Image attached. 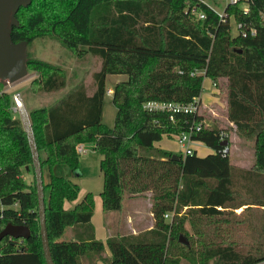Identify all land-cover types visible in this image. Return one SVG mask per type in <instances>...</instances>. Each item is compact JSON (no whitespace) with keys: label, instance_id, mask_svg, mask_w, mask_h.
<instances>
[{"label":"trees","instance_id":"trees-1","mask_svg":"<svg viewBox=\"0 0 264 264\" xmlns=\"http://www.w3.org/2000/svg\"><path fill=\"white\" fill-rule=\"evenodd\" d=\"M244 1L226 5L224 19L207 0H32L20 8L19 25L12 30L15 43L56 36L75 56L90 54L100 61L92 92L81 83L60 103L29 112L39 151L47 154L41 158L43 172L46 166L50 171L44 188L55 264H85L90 254L102 255L106 244L110 264H184V259L188 264L211 259L213 264H264V0H250L248 12ZM193 8L206 17L198 18ZM231 18L256 34L233 35ZM26 60L28 71L38 73L32 91L67 85L64 67L35 56ZM110 74L127 75L113 91V127L102 119ZM206 77L215 84L226 81L228 119L238 136L254 140L252 167L233 163L221 144L228 139L231 145L229 137L223 140V130L207 125L201 111L171 118L144 107L149 100L192 102L201 97ZM2 88L0 82V202L6 206L0 210V232L9 223L26 224L31 235L4 237L0 264H47L37 188L24 178L28 166L33 171L31 148ZM196 122L203 127L193 138L213 149L207 155L179 154L176 160L174 153L155 146ZM88 142L102 156L104 210H120L126 194L151 193L153 229L104 243L91 221L92 192L73 209L65 208L66 201L78 198L80 186L53 167L79 170L77 146ZM69 229L73 239L62 240ZM235 230L245 235L236 239Z\"/></svg>","mask_w":264,"mask_h":264},{"label":"rangeland","instance_id":"rangeland-1","mask_svg":"<svg viewBox=\"0 0 264 264\" xmlns=\"http://www.w3.org/2000/svg\"><path fill=\"white\" fill-rule=\"evenodd\" d=\"M207 2L215 8L217 11H222L227 2L223 0H207ZM231 33L233 35L238 34L237 24L234 18H231ZM54 43V47L51 48L49 43ZM60 53L63 51L64 55L59 57ZM37 56L40 59H44L50 62H57L60 65H63L66 70L67 81L70 84H75L78 81V76L75 75L77 70L80 69L81 72H87V74L82 75V79H88L90 72L97 69L99 67V59L90 54L84 56L83 58H79L72 54L70 50L62 45V42L56 36H45L41 38L35 39L30 45L27 47V58ZM86 70V71H85ZM38 77V73L29 70V75L26 79L21 80L20 82L5 86L2 84L3 88L6 89L10 97V106L9 110L11 111L13 118H18L21 120L20 113L15 110L16 103L14 96L17 93H20L25 100L26 107L29 112L36 109V107L47 105L48 102H43V98L47 95L45 94H30L31 84ZM108 79L106 82V89H109L113 86L114 79L118 81L127 79L126 74H110L108 75ZM218 84H215L210 78L206 77L204 79V90L201 94L202 104L200 107L201 112H205V119L208 123L212 120H219L223 125H225L227 119V101H226V81H218ZM218 85V86H217ZM32 91V90H31ZM214 91H216L217 99L214 97ZM38 93V92H36ZM113 94L109 90H107L104 99V107H103V122L108 126L113 127L116 120V106L112 101ZM22 121V120H21ZM24 126V125H23ZM229 131V130H227ZM40 134V133H39ZM229 139L231 141L230 146V156L232 161L237 166H245L252 167L255 161L254 155V140L247 139L241 136H235L234 134L229 133ZM228 140V139H227ZM163 144L171 150L174 154H181L180 147L176 141V138H171L165 136L163 138ZM88 148V153L79 156V169L83 171L84 175L78 174V171H72V169L66 164H60V166L56 169V173L58 175H63L76 183L81 187V196L85 190L92 192L95 196H100L101 192L104 188V178L103 174L100 170V160L102 158L101 154L98 150L95 149L94 142L85 143ZM196 146H198L196 144ZM213 149L208 147L207 145H203L200 149H198V154L204 155L205 153L212 152ZM40 155L42 160H45L47 154L44 149L40 150ZM33 172V171H32ZM31 172V173H32ZM25 173H29L25 171ZM50 171L48 166L44 167V182L45 185L49 182ZM25 179L28 183L35 185L34 174L32 173L30 177H26ZM87 193V192H86ZM85 194H83L84 196ZM82 196V197H83ZM82 200V199H81ZM73 201H67L66 207L68 208L72 205ZM69 209V208H68ZM259 215V214H257ZM171 218V216L167 217V219ZM189 238L193 237V230L189 231ZM233 235L236 239L242 238L245 235V232L235 230L233 231ZM71 233L67 231L62 240H70ZM240 236V237H239ZM184 264H188V262L184 259ZM209 264H213V259L209 261Z\"/></svg>","mask_w":264,"mask_h":264},{"label":"crops","instance_id":"crops-1","mask_svg":"<svg viewBox=\"0 0 264 264\" xmlns=\"http://www.w3.org/2000/svg\"><path fill=\"white\" fill-rule=\"evenodd\" d=\"M49 44H50L51 48L54 47V45H55L54 43L52 44L51 42ZM62 45L64 47H66L64 44H62ZM57 52L60 54L59 57L66 56V55H64L63 51L61 53L59 51H57ZM35 57H37V56H35ZM48 62H50V61H48ZM57 62H59V61L55 60L54 62H50V63L60 65ZM60 66L64 67L63 65H60ZM97 69L90 72L89 78L84 79V80L82 79V75H84V73L86 75L87 72H81V70L78 69L76 74H75L79 78L77 83L70 84L69 81H67V85L64 88L56 90V91L36 93V92L30 90V94H42V95L45 94V95H47L43 98V102H45V101L48 102L47 105L39 106L36 108L54 106V105L60 103L62 98L70 90H72L75 86H77L81 83H84L85 85L90 86L91 90H89V92H92V90H93L92 74ZM108 78L109 77L107 76V79ZM107 79H106V82H107ZM120 81H123V80H120ZM120 81H118V79L117 80L114 79L113 86L107 90H109L113 94L116 83H118ZM214 97L217 99L216 91H214ZM23 100H24V97H23ZM201 100H202V98H201ZM24 102H25V100H24ZM202 113L204 114L205 112H202ZM204 116H205V114H204ZM227 119H228V114H227ZM204 122L207 125H209L210 127L220 128L221 130H223L226 137L229 136V133L234 134L236 137L238 136L236 134V125L234 124V122H232L229 119L226 120V122H224V123H226L225 125H223L219 120H212V121H210V123H208L207 120L205 119ZM227 130H229V131H227ZM162 140L156 142L155 146L158 148H162V149H166L168 151H171L170 149H168L163 144ZM200 143L201 144H199L197 146L198 149H200L201 147H203V145H205L203 142H200ZM197 153H198V151H197ZM207 154L208 153H205L204 155H200V154H198V155L199 156H205ZM59 166H60V164H56L53 167V171L55 172ZM241 167H245V166H241ZM26 171L29 173H27V174L24 173L25 179H27L26 177H30L31 174L33 173L31 169L30 170L26 169ZM78 174L84 175L83 171L80 169L78 171ZM86 192L88 193L89 191L85 190L83 192V194H86ZM80 193H81V187H80V192H79L78 198L76 200H73L72 205H70L68 207L69 209H73L76 206V204L79 203L81 201V199L85 196V195L83 196V194H82V196H83L82 197ZM94 197H95V208H94V213H93L91 221H92L94 228H95L96 237L99 240H102L104 243H107L108 238L113 237V236L120 237V236L129 235V234H139L141 232L151 230L155 227L156 220L154 217V213L152 211L151 193H146L144 195H138V196H133V197H130L129 195L126 194L125 197L123 198L122 208L120 210H117V211H106V210H104L103 200H102L101 195L100 196L94 195ZM66 202H65V208H67ZM242 209L243 208L237 209V212H241ZM171 215L172 214H168V216H166V217H169ZM68 231H70V233H71L70 239H73L74 235H73L72 229L71 230L69 229ZM111 255H112L111 249L106 244L105 249L102 252V255L90 254V256H87L84 258V261H85V264H110L109 259H110Z\"/></svg>","mask_w":264,"mask_h":264},{"label":"water","instance_id":"water-1","mask_svg":"<svg viewBox=\"0 0 264 264\" xmlns=\"http://www.w3.org/2000/svg\"><path fill=\"white\" fill-rule=\"evenodd\" d=\"M32 0H0V82L5 86L11 85L28 77L27 68V41L15 43L12 39V30L14 26L19 25L17 13L21 7H27ZM16 107L20 113L24 129L27 133L29 145L32 152L33 172L36 180L37 196H38V215L40 222V236L42 239L43 250L47 264H55L47 228L46 216V198L44 188V172L41 162L40 151L36 142L34 128L30 113L26 107L23 97L20 93L14 96ZM228 140L221 144L227 145ZM173 158L180 159L178 154H174ZM30 166L27 167V170ZM31 230L26 224L9 223L0 232V241L6 237L28 238ZM181 242L188 243V240L181 235Z\"/></svg>","mask_w":264,"mask_h":264},{"label":"built area","instance_id":"built-area-1","mask_svg":"<svg viewBox=\"0 0 264 264\" xmlns=\"http://www.w3.org/2000/svg\"><path fill=\"white\" fill-rule=\"evenodd\" d=\"M223 1L227 2V5H228V4H237L241 0H223ZM249 1L250 0L244 1L243 8L245 12H248L249 10ZM192 11L200 19H204L206 17L205 13L202 11H199L197 8H193ZM219 14L221 18L223 19L228 16L226 12V8H224L222 11H219ZM236 24H237L238 32H241L243 35H248V34L255 35L256 34L255 29H246V27L242 23L236 22ZM2 92H6V89H2ZM201 104H202L201 98H197L189 103L176 102V101H164V100L163 101L162 100H149L144 103V107L149 110L168 112L171 114V118H174V115L180 112L187 113V114L200 112ZM15 110H17V107H15ZM202 127H203L202 122H196L193 125H191L188 130L179 133L175 137L180 147L181 154L183 156L193 155L195 152L198 151L196 144L199 145L201 143L200 141H197L193 138V134L195 132L200 131ZM222 135H223L222 139L223 140L226 139L225 134L223 133ZM224 146L225 147L223 148V152L225 154H228L230 152V146L228 144ZM77 151L79 155H83L88 152V148L86 147L85 143H79L77 146ZM15 205L17 206V204ZM5 207L6 206L0 202V210L4 209ZM166 216H168V214H166Z\"/></svg>","mask_w":264,"mask_h":264}]
</instances>
